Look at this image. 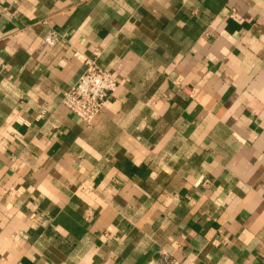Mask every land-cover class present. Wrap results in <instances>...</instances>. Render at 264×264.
Listing matches in <instances>:
<instances>
[{
	"label": "crops",
	"instance_id": "obj_1",
	"mask_svg": "<svg viewBox=\"0 0 264 264\" xmlns=\"http://www.w3.org/2000/svg\"><path fill=\"white\" fill-rule=\"evenodd\" d=\"M166 257L264 264V0H0V264Z\"/></svg>",
	"mask_w": 264,
	"mask_h": 264
},
{
	"label": "built area",
	"instance_id": "obj_2",
	"mask_svg": "<svg viewBox=\"0 0 264 264\" xmlns=\"http://www.w3.org/2000/svg\"><path fill=\"white\" fill-rule=\"evenodd\" d=\"M118 81L111 71L97 65L94 59L85 60V69L77 81L62 96L61 103L66 109L89 124L102 110L114 93ZM147 264H186L175 257H166L164 262Z\"/></svg>",
	"mask_w": 264,
	"mask_h": 264
}]
</instances>
